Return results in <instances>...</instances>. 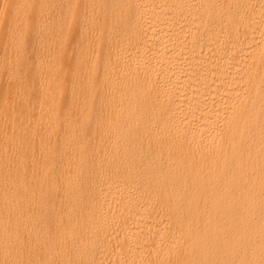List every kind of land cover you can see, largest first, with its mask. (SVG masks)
<instances>
[{
  "label": "bare ground",
  "instance_id": "obj_1",
  "mask_svg": "<svg viewBox=\"0 0 264 264\" xmlns=\"http://www.w3.org/2000/svg\"><path fill=\"white\" fill-rule=\"evenodd\" d=\"M0 264H264V0H0Z\"/></svg>",
  "mask_w": 264,
  "mask_h": 264
}]
</instances>
